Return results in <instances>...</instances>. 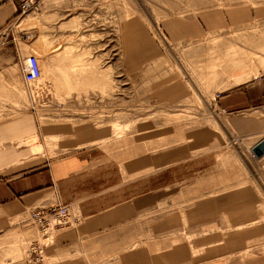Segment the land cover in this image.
<instances>
[{
  "label": "rangeland",
  "instance_id": "374dc122",
  "mask_svg": "<svg viewBox=\"0 0 264 264\" xmlns=\"http://www.w3.org/2000/svg\"><path fill=\"white\" fill-rule=\"evenodd\" d=\"M235 10L238 17L229 22ZM206 12L222 13L217 24L224 26L202 30L198 21ZM14 25L25 31V57L36 55L44 69L42 79L25 85L26 108L42 122L106 130L110 136L100 144L108 154L120 151L122 179L134 175H126L127 160L153 159L152 209L127 225L121 248L106 253L102 264H151L127 256L154 258L178 245L184 260L171 264H264V155L251 150L264 137H239L228 116L211 107L230 79L211 72L222 71L214 66L224 57L264 65V0H37ZM165 89L177 95L162 98ZM245 185L256 201L248 215L237 200L211 204L209 217L185 215L201 207L197 202ZM246 216L254 220L237 228ZM69 221L45 235L36 227L23 243L24 258L52 264V248L44 246Z\"/></svg>",
  "mask_w": 264,
  "mask_h": 264
},
{
  "label": "crops",
  "instance_id": "0c3cea01",
  "mask_svg": "<svg viewBox=\"0 0 264 264\" xmlns=\"http://www.w3.org/2000/svg\"><path fill=\"white\" fill-rule=\"evenodd\" d=\"M238 12H228L229 22L236 21ZM20 15L16 0H0V264H30L22 251L26 237L36 229L27 222L29 209L54 202L69 207L70 221L44 246L52 248L48 259L52 264H102L106 253L121 248V237L129 235L127 225L130 228L140 212L152 209L149 169L153 159L145 154L127 160L126 175H134L122 179L120 151L108 154L100 144L110 136L106 130L88 124L74 129L67 123L42 122L32 106L26 108L21 72L25 31L14 25ZM200 18L202 30H209L220 25L217 23L222 22L223 14L206 12ZM134 36L140 37L136 32ZM155 56L157 52L147 53L148 58ZM259 71L238 84L227 79L228 85L216 93L211 104L217 114L228 116L226 124L239 137H264V117L252 111L264 100V72ZM161 92L162 98L177 95L168 89ZM239 189L197 202L201 207L185 215L192 220L209 217L211 204H235L236 200L246 207L248 215V206L256 203L255 198L249 199L248 186ZM251 219L242 217L235 226ZM241 235L249 232L244 230ZM36 240L31 241L34 244ZM174 248L154 258L138 259L139 252H130L127 257L151 264H156V259L164 264L183 261L184 247Z\"/></svg>",
  "mask_w": 264,
  "mask_h": 264
},
{
  "label": "built area",
  "instance_id": "2783aa9c",
  "mask_svg": "<svg viewBox=\"0 0 264 264\" xmlns=\"http://www.w3.org/2000/svg\"><path fill=\"white\" fill-rule=\"evenodd\" d=\"M20 14H23L35 7L37 0H16ZM21 72L25 84L30 85L41 77L39 59L34 54H29L21 64ZM264 113V100L256 108ZM70 218L69 207L61 203L40 204L29 209V224L38 227L43 235L51 232L52 229L66 224Z\"/></svg>",
  "mask_w": 264,
  "mask_h": 264
},
{
  "label": "bare ground",
  "instance_id": "6f19581e",
  "mask_svg": "<svg viewBox=\"0 0 264 264\" xmlns=\"http://www.w3.org/2000/svg\"><path fill=\"white\" fill-rule=\"evenodd\" d=\"M225 59H226V61H224L223 63H220L219 65H216V66H214V68H218V66H220V69L222 70L221 72H217L215 69H213V70H211V72L212 73H222V74H224L225 76H227V77H229V78H231L232 80H233V83L234 84H238V83H240V82H242V81H244V80H246V79H248V78H250V76H256L260 71V69L264 72V65H262V63L261 64H259V67L255 64V66L253 65V62L252 63H250V64H247V63H245L246 61L245 60H242L241 58L240 59H235L234 58V55L233 56H229L228 55V57H224ZM40 59V58H39ZM56 61H57V59H56ZM39 64H40V62H39ZM50 64H52V66L54 65V63H52V61H51V63ZM49 64V65H50ZM51 66V67H52ZM50 67V66H49ZM49 67H48V69H49ZM55 67V66H54ZM53 67V68H54ZM42 68V66H41V64H40V69ZM46 68V67H45ZM42 70H44L43 68H42ZM49 70H51V69H49ZM46 71V70H45ZM250 71V72H249ZM52 72V71H51ZM55 72V71H54ZM210 72V71H209ZM221 74V75H222ZM252 74V75H251ZM53 75H55V74H53ZM52 75V76H53ZM43 76V75H42ZM56 77H57V75H55ZM223 76V75H222ZM54 77V76H53ZM55 77V78H56ZM218 77V76H217ZM41 79H42V77H40ZM39 78V79H40ZM38 79V80H39ZM38 80H36V81H38ZM35 81V82H36ZM35 82H33V83H35ZM42 82V81H41ZM32 83V84H33ZM43 85V84H42ZM262 140V139H261ZM264 155V154H263ZM262 155V156H263ZM261 156V157H262ZM261 157H256V158H261Z\"/></svg>",
  "mask_w": 264,
  "mask_h": 264
},
{
  "label": "water",
  "instance_id": "95a60500",
  "mask_svg": "<svg viewBox=\"0 0 264 264\" xmlns=\"http://www.w3.org/2000/svg\"><path fill=\"white\" fill-rule=\"evenodd\" d=\"M251 150L255 157H261L264 154V139L257 142Z\"/></svg>",
  "mask_w": 264,
  "mask_h": 264
}]
</instances>
